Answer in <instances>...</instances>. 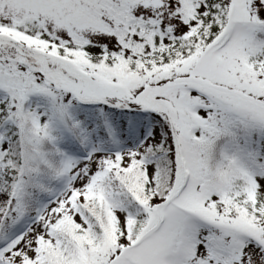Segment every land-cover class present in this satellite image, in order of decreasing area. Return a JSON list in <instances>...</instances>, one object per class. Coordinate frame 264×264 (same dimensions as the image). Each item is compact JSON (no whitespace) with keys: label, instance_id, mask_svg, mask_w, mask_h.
<instances>
[{"label":"snow or ice","instance_id":"obj_1","mask_svg":"<svg viewBox=\"0 0 264 264\" xmlns=\"http://www.w3.org/2000/svg\"><path fill=\"white\" fill-rule=\"evenodd\" d=\"M0 264H264V0H0Z\"/></svg>","mask_w":264,"mask_h":264}]
</instances>
